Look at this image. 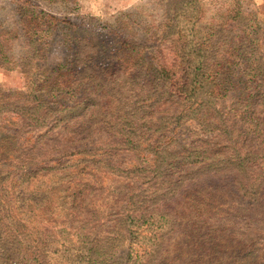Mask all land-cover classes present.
<instances>
[{"label":"rangeland","instance_id":"rangeland-1","mask_svg":"<svg viewBox=\"0 0 264 264\" xmlns=\"http://www.w3.org/2000/svg\"><path fill=\"white\" fill-rule=\"evenodd\" d=\"M0 264H264V0H0Z\"/></svg>","mask_w":264,"mask_h":264}]
</instances>
